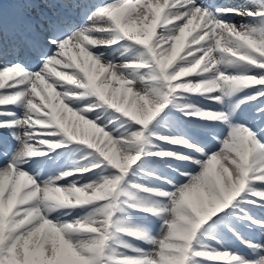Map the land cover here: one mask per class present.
<instances>
[{
    "label": "snow or ice",
    "instance_id": "obj_1",
    "mask_svg": "<svg viewBox=\"0 0 264 264\" xmlns=\"http://www.w3.org/2000/svg\"><path fill=\"white\" fill-rule=\"evenodd\" d=\"M0 264H264V0L0 3Z\"/></svg>",
    "mask_w": 264,
    "mask_h": 264
},
{
    "label": "bare ground",
    "instance_id": "obj_2",
    "mask_svg": "<svg viewBox=\"0 0 264 264\" xmlns=\"http://www.w3.org/2000/svg\"><path fill=\"white\" fill-rule=\"evenodd\" d=\"M218 1H219V0H216L217 3H219ZM226 1H228V2H230V3H239V2H241V0H226ZM5 4H6V8H8V7L10 6V0H7V1L5 2ZM258 214H259V213H258ZM256 238L258 239V236H257ZM235 243H236V245L239 246L242 250H246V249H244V246H243V245H240V244H239V241H236Z\"/></svg>",
    "mask_w": 264,
    "mask_h": 264
}]
</instances>
